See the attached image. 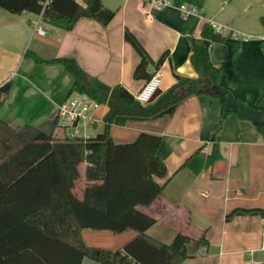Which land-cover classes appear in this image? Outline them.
<instances>
[{"label":"crops","instance_id":"crops-1","mask_svg":"<svg viewBox=\"0 0 264 264\" xmlns=\"http://www.w3.org/2000/svg\"><path fill=\"white\" fill-rule=\"evenodd\" d=\"M79 1V0H78ZM114 11L107 24L91 17H79L71 29L41 19L39 13H12L0 7V85L9 81L0 98V120L17 131L30 125L55 137L91 136L103 129L105 103L91 108L93 118L70 128L63 126L57 108L67 99L73 76L59 62H38L33 53L49 59L72 57L88 75L113 86L123 85L133 95L145 79L134 78L140 57L124 39L128 29L148 55L166 58L150 73L160 74V92L175 81L174 72L195 77L190 62L192 46L207 41L201 36L205 22L220 25L225 36L209 42L208 52L219 70L218 80L230 94L256 108H264V0H204L199 12L182 14L174 5L156 7L149 0H100ZM37 24L44 34L35 30ZM157 97V96H156ZM155 97V98H156ZM154 98V99H155ZM153 99V100H154ZM152 100V101H153ZM150 102V101H149ZM83 125V126H84ZM114 142H129L140 132L161 137L157 155L166 166L162 192L149 204H137L155 221L145 232L169 243L177 232L189 236V254L180 264H260L264 211V138L249 120L233 115L220 122V102L205 94L186 96L170 115L156 119H133L109 129ZM214 136L220 157L205 164ZM197 152L195 155L194 153ZM85 162L72 192L82 197ZM256 209L227 216L233 209ZM133 228L120 232L82 228L86 245L120 248L136 235ZM204 234L207 243L197 241ZM80 264H99L84 256Z\"/></svg>","mask_w":264,"mask_h":264},{"label":"trees","instance_id":"trees-1","mask_svg":"<svg viewBox=\"0 0 264 264\" xmlns=\"http://www.w3.org/2000/svg\"><path fill=\"white\" fill-rule=\"evenodd\" d=\"M203 1L173 0L174 4L196 7ZM0 7L12 13H39L43 21L66 30L81 16L107 24L114 15L100 0H0ZM260 22L264 27V16ZM201 36L207 41L194 44L190 54L197 75L185 77L174 72V83L147 103L137 101L121 84L110 86L88 75L72 57L44 59L27 53L38 62L61 63L73 76L69 93L82 94L95 104L105 103L107 111L102 117L103 129L86 137H55L30 125L15 131L0 120V264H80L84 256L99 264H180L189 256V236L177 232L169 243L157 240L144 231L155 219L136 207L149 204L162 192L163 184L156 180L166 174L157 155L160 135L140 132L132 141L117 143L109 129L128 120L170 115L186 96L205 94L219 100L220 122L230 115L249 120L264 138V108L233 97L220 84L219 70L210 60L209 42H221L225 36L209 22L203 24ZM124 39L140 57L133 77L148 80L152 75L148 64L157 68L167 52L153 60L128 29ZM9 86V81L0 85V95ZM212 140L205 164L220 157L214 136ZM82 162L86 163V182L79 198L72 188ZM255 211L236 208L227 216ZM260 212L264 216V211ZM82 228L113 232L133 228L137 233L111 250L86 245ZM197 241L207 243L204 234Z\"/></svg>","mask_w":264,"mask_h":264},{"label":"built area","instance_id":"built-area-1","mask_svg":"<svg viewBox=\"0 0 264 264\" xmlns=\"http://www.w3.org/2000/svg\"><path fill=\"white\" fill-rule=\"evenodd\" d=\"M154 6L160 8L168 5L176 6L182 14L197 13L198 7L187 3L174 4L173 0H149ZM215 30L220 29V25L212 24ZM35 30L38 34H44L45 28L37 24ZM160 74L158 71L152 73L150 78L146 80L143 86L134 94V98L140 103H147L150 101L153 94L160 86ZM95 103L88 97L67 99L57 108V116L63 126H67L66 122L71 121L74 125L84 121H89L93 118L91 108ZM75 134H72L73 136ZM260 248L264 249V216H262L261 229V244ZM260 264H264L261 262Z\"/></svg>","mask_w":264,"mask_h":264},{"label":"rangeland","instance_id":"rangeland-1","mask_svg":"<svg viewBox=\"0 0 264 264\" xmlns=\"http://www.w3.org/2000/svg\"><path fill=\"white\" fill-rule=\"evenodd\" d=\"M73 96H75V97H79V98L85 97L84 95L79 94V93H77V92H73L72 97H73ZM79 98H78V99H79ZM66 124H67V127H70V128H72V127L75 126L71 121H67ZM78 124H79V129H80V131H82V130H83V127H85V125L82 124V123H78ZM83 125H84V126H83Z\"/></svg>","mask_w":264,"mask_h":264},{"label":"water","instance_id":"water-1","mask_svg":"<svg viewBox=\"0 0 264 264\" xmlns=\"http://www.w3.org/2000/svg\"><path fill=\"white\" fill-rule=\"evenodd\" d=\"M159 92H160V89L158 88L156 92L153 94V96L151 97L150 101H152L159 94Z\"/></svg>","mask_w":264,"mask_h":264}]
</instances>
